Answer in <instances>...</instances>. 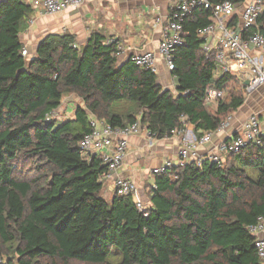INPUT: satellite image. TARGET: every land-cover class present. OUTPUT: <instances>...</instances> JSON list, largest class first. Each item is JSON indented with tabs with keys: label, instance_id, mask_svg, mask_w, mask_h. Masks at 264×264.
Returning <instances> with one entry per match:
<instances>
[{
	"label": "trees",
	"instance_id": "trees-1",
	"mask_svg": "<svg viewBox=\"0 0 264 264\" xmlns=\"http://www.w3.org/2000/svg\"><path fill=\"white\" fill-rule=\"evenodd\" d=\"M222 1L245 2L213 0ZM31 16L23 0L0 2V264H258L248 227L264 217V139L226 165L166 169L144 211L131 195L101 198L107 167L79 151L90 115L114 128L139 120L163 139L184 124L200 138L237 112L244 89L213 78L214 57L197 36L212 14L195 10L183 22L175 94L151 70L118 63L117 41L98 32L82 46L71 34L47 35L32 58L22 56ZM210 86L225 94L214 109L204 103ZM70 94L83 103L74 119L47 121Z\"/></svg>",
	"mask_w": 264,
	"mask_h": 264
},
{
	"label": "built area",
	"instance_id": "built-area-1",
	"mask_svg": "<svg viewBox=\"0 0 264 264\" xmlns=\"http://www.w3.org/2000/svg\"><path fill=\"white\" fill-rule=\"evenodd\" d=\"M84 0H33L34 16H55L67 10L79 9ZM195 10H204L212 14L214 23L197 32L202 40L201 48L206 54L214 57L213 78L219 79L230 76L237 80L244 89V94L250 95L258 88H264V21L259 19L264 13V0H245L242 8L238 10L230 1L220 3L213 0H177L171 8L166 21L157 23L161 25V39L156 52L145 51L132 55L129 60L136 67L147 68L157 73L156 61L159 58L167 71H174L175 49L183 44V22ZM237 14V15H236ZM236 16V23L232 21ZM34 23L33 16L28 25ZM250 32L245 38L242 32ZM113 40L109 41L112 43ZM117 56L123 48L116 43ZM22 56H28L26 49H22ZM225 94L210 86L205 93L204 103L208 106H217ZM53 112L46 117L53 120ZM231 118L229 117L215 131L206 132L202 137L196 138L193 134L181 130H173L170 136H181L180 148L177 154V163H166L164 166L153 169L151 174L156 177L171 167L182 168L190 162L197 165L203 161L198 155V149L209 144L214 135L224 137L205 159L211 163L222 166L228 156L239 153L243 148L254 145L259 146L264 139V125L256 115L248 117L238 131L229 132ZM89 125L91 132L86 134L79 144L81 156H98L103 165L107 167L105 179L113 181L114 195L117 197L132 196L138 211H144L145 206L139 199H135L137 187L129 179L119 177L125 153L128 148L127 139L130 136L144 133L151 140L156 139L147 129L141 127L140 121L126 127H111L104 121L90 115ZM169 137V136H166ZM165 137V138H166ZM172 176V180H176ZM155 187L153 183L152 188ZM249 233L254 237L258 264H264V217H259L256 223L248 227ZM1 262V261H0Z\"/></svg>",
	"mask_w": 264,
	"mask_h": 264
},
{
	"label": "crops",
	"instance_id": "crops-1",
	"mask_svg": "<svg viewBox=\"0 0 264 264\" xmlns=\"http://www.w3.org/2000/svg\"><path fill=\"white\" fill-rule=\"evenodd\" d=\"M2 1L4 0H0ZM23 1L30 6L34 18V23L28 25L20 35L23 48L28 52L27 57L34 56L38 43L47 35L71 34L75 37L76 45L82 46L92 32H98L122 46L123 50L117 56L118 63L127 61L137 53L156 52L161 39L160 23L167 20L171 8L177 3V0H84L79 9H70L55 16L37 17L34 16L33 0ZM241 8L242 6L237 7V12ZM156 68L158 83L164 90L175 94V80L159 58ZM244 95L243 105L230 116L229 132L238 131L252 115H256L264 125V88ZM78 107H83L81 99L70 94L64 97L60 107L54 112L60 114L59 121H71ZM181 131L194 135L193 126L190 124H184ZM223 138L221 135H214L209 144L198 149V155L204 160ZM180 139L181 136L174 135L154 139L151 143L144 133L127 139L128 148L117 175L135 184V199H139L146 208L149 207L147 194L155 180L151 171L166 163H177ZM100 194L103 198L107 196L108 201L112 199V180L105 179Z\"/></svg>",
	"mask_w": 264,
	"mask_h": 264
},
{
	"label": "rangeland",
	"instance_id": "rangeland-1",
	"mask_svg": "<svg viewBox=\"0 0 264 264\" xmlns=\"http://www.w3.org/2000/svg\"><path fill=\"white\" fill-rule=\"evenodd\" d=\"M64 100V99H63ZM116 106H118V107H120L119 105H116ZM213 109H214V107H212ZM58 117H60V114H57V113H54L53 114V120H55V125H60V124H62L63 122L62 121H59L58 120ZM226 160V159H225ZM227 161V160H226ZM226 161H224L225 163H224V165H226ZM28 169V168H27ZM102 194H100V196H101ZM104 196V195H103ZM107 196H105L104 198L101 196V198H103L105 201H107L108 202V198H106ZM5 260L6 259H4L3 260V262H5Z\"/></svg>",
	"mask_w": 264,
	"mask_h": 264
}]
</instances>
